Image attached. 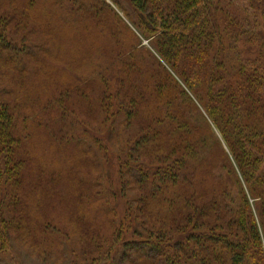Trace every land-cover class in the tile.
I'll use <instances>...</instances> for the list:
<instances>
[{
    "label": "trees",
    "instance_id": "1",
    "mask_svg": "<svg viewBox=\"0 0 264 264\" xmlns=\"http://www.w3.org/2000/svg\"><path fill=\"white\" fill-rule=\"evenodd\" d=\"M48 1L61 5L64 0ZM125 1L142 35L154 42L165 68L155 62L158 71L138 82L143 93L131 96L137 84L127 80H134L137 68L127 64L128 51L113 53L111 58L121 55L117 60L123 59L120 67L112 66L110 81L117 87L128 85L122 90L131 91L126 94L129 102L117 108L119 120L91 119L96 112L108 115L107 97L117 90H103L97 103L80 108L88 112H84L86 121L93 125L96 121L100 131L101 127L118 134L133 127L139 132L136 162L120 157V164H114L119 178L111 185L110 198L120 204L111 208V235L106 243L122 248L126 264H264V0ZM81 4V17L100 21L92 6ZM55 35L64 48L71 44L62 39L65 32ZM12 49L0 34V55ZM14 63L11 56L3 62L11 69ZM99 81L105 83L102 75ZM22 83L19 78L14 85L24 87ZM182 87L194 96L202 114L196 108L195 115L185 112L184 106L177 105L178 90L183 102H190ZM206 120L227 150L221 151L218 167L206 168L209 171L199 169L209 154L208 140L220 145L214 136L201 139ZM14 123L6 114L0 116V248L18 226L13 217L20 221L22 214L27 216L20 204L26 202L22 206L27 207L22 192L28 191L30 171L24 168L21 131ZM87 150L98 163L95 151ZM111 155H102L105 167ZM48 172L33 181L31 195L38 197L42 191L50 197H79V182L74 190L62 175ZM89 186L94 185L88 181L81 189L87 191ZM101 202L104 214L108 210ZM153 206L163 216L155 223ZM137 222L139 226H134Z\"/></svg>",
    "mask_w": 264,
    "mask_h": 264
},
{
    "label": "rangeland",
    "instance_id": "2",
    "mask_svg": "<svg viewBox=\"0 0 264 264\" xmlns=\"http://www.w3.org/2000/svg\"><path fill=\"white\" fill-rule=\"evenodd\" d=\"M81 1L96 10L99 22L81 17ZM133 17L125 0H64L61 5L48 0H0V34L13 47V52L0 55V116L6 114L15 122L18 132L21 131L20 154L27 161L24 168L30 171L28 191L22 192L27 207L22 206L26 202L20 204L27 216L22 214L20 221L13 217L18 226L10 231L7 245L0 248V264H126L122 261V248L106 243L111 235L108 225V220L113 218L111 208L120 204L111 203L110 193L112 183L119 178L114 166L120 164L119 158L136 162L139 132L132 127L110 134L108 129L100 127L103 130L100 131L95 126L97 120H119L117 108L129 102L126 94L131 91L122 90L129 89L128 85L122 83L117 87L110 81L114 76L112 66L120 67L118 62L123 59L117 60L121 55L111 58L113 53L128 51L127 64L131 62L137 68L134 80H127L137 84L131 96L143 93L138 82L142 84L150 74L158 71L155 62L165 68L154 49V42L142 35ZM63 32L66 38L62 39L71 42L66 48L55 35ZM73 38L78 42H73ZM8 56L15 60L12 69L3 64ZM101 75L103 85L99 81ZM19 78L24 87L14 85ZM103 90H117V94L113 92L107 97L106 103L111 106L108 115L91 114V119L96 120L93 125L84 118V112H88L80 108L97 103V94ZM182 93L190 102H183L178 90L177 105L184 106L185 112L188 110L195 115L196 108L198 114H202L194 96L184 87ZM83 127L90 130L85 133ZM213 136L220 147L208 140L210 150L201 170L218 167V161L223 160L222 153L227 152L217 131L206 120L200 137L203 140ZM88 147L95 151L98 163L88 153ZM106 152H112L107 158V167L102 159ZM45 171L62 175L64 181L67 179L65 184L70 188L74 186V190L79 182V197L76 194L50 197L42 191L38 192V197L31 195L33 181ZM88 181L94 186L82 190ZM100 201L104 210H108L104 214L99 209ZM151 211L155 214L157 209L153 206ZM160 213L161 209L156 212L158 218H154L153 223L162 219ZM131 215L132 212L130 218ZM24 217L27 218L23 220ZM139 224L134 223V226Z\"/></svg>",
    "mask_w": 264,
    "mask_h": 264
}]
</instances>
